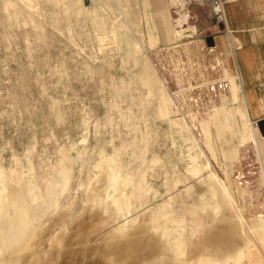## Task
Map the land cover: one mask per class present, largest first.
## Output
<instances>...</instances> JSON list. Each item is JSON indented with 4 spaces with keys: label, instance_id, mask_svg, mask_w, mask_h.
<instances>
[{
    "label": "rangeland",
    "instance_id": "1",
    "mask_svg": "<svg viewBox=\"0 0 264 264\" xmlns=\"http://www.w3.org/2000/svg\"><path fill=\"white\" fill-rule=\"evenodd\" d=\"M214 19L207 1L0 0V226L33 222L0 264L202 263L229 244L226 264H264Z\"/></svg>",
    "mask_w": 264,
    "mask_h": 264
},
{
    "label": "crops",
    "instance_id": "2",
    "mask_svg": "<svg viewBox=\"0 0 264 264\" xmlns=\"http://www.w3.org/2000/svg\"><path fill=\"white\" fill-rule=\"evenodd\" d=\"M211 12L214 44L227 54L226 68L232 71L225 83L243 114L229 164L238 166L244 182L260 183V189L250 191L264 197V0H224L221 18L212 7ZM158 19L168 33L166 16L160 12ZM228 129L233 130L231 124Z\"/></svg>",
    "mask_w": 264,
    "mask_h": 264
},
{
    "label": "bare ground",
    "instance_id": "3",
    "mask_svg": "<svg viewBox=\"0 0 264 264\" xmlns=\"http://www.w3.org/2000/svg\"><path fill=\"white\" fill-rule=\"evenodd\" d=\"M252 227H253V225H252ZM125 231H127L126 230V227L125 226H120V227H118V230H117V232H118V234H120V236L122 235H125L126 236V233H125ZM110 232H113V230H111ZM112 237V236H111ZM133 237V236H132ZM207 237H208V240H210V239H212V237H213V240L212 241H216L217 239H221V237H220V235L219 234H212V233H210L209 234V232H208V234H207ZM31 238V237H30ZM114 238V237H113ZM117 238V237H116ZM115 238V239H116ZM135 238V237H134ZM224 238H226V237H224ZM129 239V238H128ZM107 240V239H106ZM110 240V239H109ZM111 240H113V239H111ZM119 239H117V241H118ZM207 240V241H208ZM115 241V240H114ZM113 241V242H114ZM120 241V240H119ZM130 241V240H129ZM214 241V242H215ZM112 242V243H113ZM128 242V241H127ZM126 242V244H125V249L126 248H130L131 246H133V245H131V243L130 242H128L127 243ZM137 242V241H136ZM116 243V242H115ZM119 243V242H118ZM124 243V242H123ZM211 244V243H210ZM214 244V243H213ZM217 244V243H216ZM112 245V244H111ZM137 245H138V242H137ZM149 245V244H148ZM230 245V248H228L227 250H222V249H219V248H214L212 245H207L208 247L206 248L204 245V247L205 248H203L202 249V251H201V255H202V258H203V260L204 261H206V260H208V259H216L218 262H219V264H226V261H227V259L228 258H230V259H232V260H235V261H237L238 259H239V256L240 255H242V246H235V247H231V245L232 244H229ZM118 246V245H117ZM115 246V244H114V246H112V250H117V248H122L124 245H122V246ZM134 246H135V243H134ZM209 246H212V247H209ZM143 247V246H142ZM146 248V247H145ZM149 248V247H148ZM132 249H134V248H132ZM136 249V248H135ZM144 250V249H143ZM18 250H16L15 249V252H17ZM69 251V250H68ZM123 251V250H122ZM121 251V252H122ZM71 252V251H70ZM118 252H119V250H118ZM73 253H74V251H73ZM72 253V254H73ZM120 253V252H119ZM129 253V252H128ZM64 254V253H63ZM143 254H145V253H143ZM147 254H149V253H147ZM78 255V254H77ZM128 255V254H127ZM146 255V254H145ZM68 257V255H64L63 257ZM70 256V255H69ZM76 256V255H75ZM134 257H133V261H137V263H139V264H156V259H155V257H150V258H146V256H139L138 255V252H137V255L135 254V255H133ZM148 257V256H147ZM69 258V257H68ZM81 258V257H80ZM112 261V260H111ZM130 261H131V259H130ZM160 262H161V260H159ZM78 262V261H77ZM159 262V263H160ZM163 262V261H162ZM169 264H176V260L174 259V258H171L170 260H169ZM67 263V262H66ZM72 263V262H71ZM87 263H89V262H87ZM166 263V262H165ZM65 264V263H64ZM79 264H81V263H79ZM115 264H122V262L120 263V261L119 262H117V263H115ZM124 264H126V263H124ZM128 264H130L129 262H128ZM188 264H200V261L199 260H197V261H195V262H191V263H188Z\"/></svg>",
    "mask_w": 264,
    "mask_h": 264
},
{
    "label": "clouds",
    "instance_id": "4",
    "mask_svg": "<svg viewBox=\"0 0 264 264\" xmlns=\"http://www.w3.org/2000/svg\"><path fill=\"white\" fill-rule=\"evenodd\" d=\"M33 222L26 214H21L10 226H0V250L23 249L32 232Z\"/></svg>",
    "mask_w": 264,
    "mask_h": 264
},
{
    "label": "built area",
    "instance_id": "5",
    "mask_svg": "<svg viewBox=\"0 0 264 264\" xmlns=\"http://www.w3.org/2000/svg\"><path fill=\"white\" fill-rule=\"evenodd\" d=\"M184 4H190L195 1H207L210 3L213 11L216 13L218 18H221L222 14V3L224 0H180ZM200 264H219V262L216 259H208L206 261H203Z\"/></svg>",
    "mask_w": 264,
    "mask_h": 264
},
{
    "label": "water",
    "instance_id": "6",
    "mask_svg": "<svg viewBox=\"0 0 264 264\" xmlns=\"http://www.w3.org/2000/svg\"><path fill=\"white\" fill-rule=\"evenodd\" d=\"M260 122H261V121H258V122H257V123H258V125H260ZM261 131H262V130H261Z\"/></svg>",
    "mask_w": 264,
    "mask_h": 264
}]
</instances>
